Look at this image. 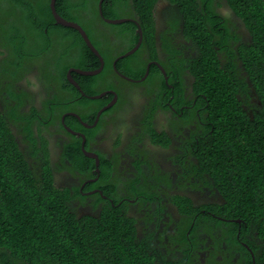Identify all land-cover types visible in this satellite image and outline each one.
Wrapping results in <instances>:
<instances>
[{
    "label": "flooded vegetation",
    "instance_id": "af4514ba",
    "mask_svg": "<svg viewBox=\"0 0 264 264\" xmlns=\"http://www.w3.org/2000/svg\"><path fill=\"white\" fill-rule=\"evenodd\" d=\"M47 1L50 17L43 13ZM50 2L0 0V52L4 59L7 53L18 59L20 66L16 71L22 76L13 82L14 89L8 95H0V111L28 165L32 168V164H37L36 160L43 166L50 164L52 181L56 179L54 183L57 187L67 188L70 183V187H73L68 188L70 192L80 194L77 200L69 202L71 210L79 217H99L104 208L109 207L107 210H121L125 216L134 218L137 235L140 236L135 242L140 253L139 264H145V258L151 264H264V240L255 231L254 225L246 226L243 221L231 220L235 232L229 235L228 228L212 223L214 226L210 230L207 222L200 218L196 226L191 223L185 233H181L179 225L185 227L183 220L191 212L181 215L173 198L174 195L185 198L195 207L223 202L222 199L218 200L221 193L214 183V187H203L200 184L202 181L194 176L199 168L196 151L188 144L187 150L179 148L182 142H178L174 136V129L180 130L184 138L188 136L184 118L191 119L192 112L186 114L189 108L192 109L191 104L196 107V124L201 114L205 117L203 106L198 103L200 100L190 91L193 89L191 70L174 66L176 53L180 57L189 50L181 35L186 27L195 30L205 27L218 38V44H224L214 48L218 57H223L224 51L229 49L233 54H238L241 47L249 49L252 43L255 44L248 29L251 25L245 23L250 8L233 11L230 6L233 1L229 0H154L151 8L154 43L149 45L152 50L144 47L145 55L141 56L142 48H138L127 56L129 58L120 69L116 67L120 61L117 57L111 61L112 71L118 79L130 85L124 87L112 74L104 73L103 55H100L103 67L98 68L101 65L100 58L83 38L82 34L96 49L100 45L107 49L110 47L107 39H112L111 28L99 20L95 21L96 16L90 12L93 1L55 0L54 13L79 27L73 28V33L57 22ZM121 4H124L122 0H110L105 13L111 16L123 14L120 11ZM103 20L116 21L122 18ZM128 21L134 27L130 31L137 38L126 50H114L113 55L130 51L138 42L136 16ZM260 25L264 27L263 20L258 27ZM8 30L12 33L10 37H7ZM32 34L38 37L36 42L39 44L33 49V45L28 42ZM128 34L129 31L125 30L119 35ZM121 40L125 41L123 38ZM31 43L35 41L31 40ZM220 48L224 51L219 52ZM99 49L103 50L101 47ZM86 51L98 59L97 67H94L95 60ZM103 52L107 53V50ZM144 57L150 59L144 70L148 75H137L146 61L142 59ZM230 62L237 69L234 81L237 98L245 97L246 85L250 88L246 92L250 96L249 108L246 105L242 107L251 116L260 107L258 92L251 86L249 77H246L240 57L236 56ZM1 65L11 63L2 62ZM98 69L99 73L89 76L73 71ZM101 74L103 77L99 79ZM79 76L86 78L79 80ZM103 78L106 81H100ZM171 78L172 83L169 81ZM161 83L167 87L166 91L162 89ZM56 96L62 99L57 101L54 99ZM59 103L62 109H58ZM32 108L37 112L30 117ZM43 130L46 137H43ZM153 132H157L159 137L167 133L164 143L152 140L159 138ZM31 138L37 142L40 139L47 142L46 155L37 152L32 155L29 152ZM73 155L83 157L86 164L77 166L72 161ZM189 160H192V167L183 170ZM143 162L158 166L155 167L157 180L151 182L152 190L140 188L132 198H122L123 193L114 195L104 190L110 187L113 191H126L130 188L129 184L138 188L144 180L141 177L153 175ZM102 165L104 169H100ZM139 167L144 168L143 174L139 172ZM164 173L168 175L161 179ZM106 176L109 181H106ZM203 176L211 182L210 176L206 173ZM137 177L139 182L131 181ZM152 194L155 197L148 198ZM124 203L126 205L123 207ZM203 211L200 209V212ZM207 214L220 218L212 211ZM229 236L233 243L228 242Z\"/></svg>",
    "mask_w": 264,
    "mask_h": 264
},
{
    "label": "trees",
    "instance_id": "16d2710c",
    "mask_svg": "<svg viewBox=\"0 0 264 264\" xmlns=\"http://www.w3.org/2000/svg\"><path fill=\"white\" fill-rule=\"evenodd\" d=\"M92 1L90 12L96 16L95 21H97L98 18L100 19L97 9L99 0ZM122 1L124 4H121L120 9L123 13L133 16V12L128 9L129 1ZM131 1L135 15H139L137 21L142 31L141 48L152 45L154 40L151 8L154 0ZM229 1H233L230 4L233 11H245L250 8L245 16L247 18L245 23L251 25L248 29L255 44L252 43L249 49L241 47L238 54H233L230 49L224 51L220 48L219 52L224 51L220 60L214 48L224 44L216 43L205 27L198 30L186 27L181 38L189 50L180 57L179 53H176V65L174 64L177 68L188 67L191 70L193 89L190 91L200 100L198 103L202 104V112L205 114L203 117L200 113L201 119L196 124V107L191 104L192 109L189 108L186 113L192 112L191 119L184 116L188 126V136L184 138L178 129H174V136L178 142H182L179 148L187 150L189 145L196 151L195 158L198 159L199 168L194 176L202 181L200 184H203V187H214V183L222 196H218V200L222 199L223 202L199 204L200 206L195 207L185 198L176 195L173 198L181 215L184 212H191L183 220L185 227L181 228L179 225L181 233H185L191 223L196 226L200 218H203L210 230L216 224L228 228L229 235H233L235 229L231 220H239L245 222L246 226L254 225L255 231L264 240V27L262 32H257L260 21L263 20L264 23V2L263 0ZM47 3L48 1L43 13L50 17ZM106 5L103 4V13L109 18L105 13ZM108 26L111 28L114 41L107 39V42L110 44L112 41L114 44L108 49L100 45L103 50H107V53L100 50V47H97V50L103 55L104 73L115 75L111 61L119 54L113 55L112 52L121 47L123 49L127 43V47H130L137 35H133L130 31L133 28L130 22ZM67 30L73 33V29L67 28ZM125 30H128L129 34L120 36L119 34ZM220 41L226 42L222 39ZM81 48L83 50V46ZM86 52L95 60L94 67H97L98 59L90 52ZM0 56L2 57L0 63H11L0 66V95L5 97L14 89L13 82L20 80L22 76L16 71L20 66L17 63L18 59H14L11 53H7L5 59L2 52ZM236 56L240 57L251 86H254L258 92L260 107L255 109L251 116L242 107L246 105L249 108L250 96L246 92H249L250 88L246 85L245 97L240 96L238 99L234 87L237 69L230 65V61ZM128 58L120 59L116 67L120 69ZM147 61L143 63V68L137 74L143 73ZM168 75L170 78V74ZM101 77L102 74L99 79ZM84 78L86 77L79 76V80ZM172 78L169 79L170 83ZM103 79L100 81H104ZM28 81L34 84L33 81L29 79ZM162 89L166 91L167 87L163 85ZM3 92L6 94L3 95ZM35 112L36 109L32 108L29 112L30 117ZM192 125L195 127L191 128ZM157 134L153 132L155 137H159ZM162 135L152 140L164 143L167 133ZM36 161L37 164H32V168L28 165L0 111V264H139L140 253L135 242L140 236L137 235L135 219L125 216L121 210H107L109 207L104 208L106 211L103 210L99 217H79L71 210L69 202L77 200L80 194L72 193L68 188L57 187L54 181H51L52 170L49 164L43 166L39 160ZM143 163L153 175L141 177L144 180L138 188L129 184L130 188L126 191H113L110 187L102 189L114 195L123 193L122 198L134 197L140 188L152 190L151 182L157 180L158 173H155V167L158 166L148 162ZM85 164L82 162L80 166ZM191 164L192 160H189L183 166V170L192 167ZM193 167L196 168L194 164ZM104 168V165L100 167V169ZM141 168L139 167V172L143 174L144 168ZM203 173L210 176L211 182L203 176ZM167 175L164 173L161 179L166 178ZM105 178L107 179V176ZM106 181H109V178ZM131 181L140 180L137 177L136 180ZM74 189L77 191V188ZM151 197L155 196L152 194L148 198ZM200 209L204 211L200 212ZM208 211L217 213L220 218L205 215ZM223 218L225 220H222ZM212 236L215 237V234L213 233ZM227 240L233 243L230 236ZM262 255L264 257V250ZM144 263L152 262L145 258Z\"/></svg>",
    "mask_w": 264,
    "mask_h": 264
},
{
    "label": "clouds",
    "instance_id": "9594fccd",
    "mask_svg": "<svg viewBox=\"0 0 264 264\" xmlns=\"http://www.w3.org/2000/svg\"><path fill=\"white\" fill-rule=\"evenodd\" d=\"M109 1H110V0H103V1H102V3H101V10L103 9V4H104V3L107 4ZM129 5H130V6H129L128 9H130V10L133 12V16H131V17H129V18H122V20H124V22H131V21H128V19H135V16H136L137 19H139V15H135L134 8H133L132 1H131V0L129 1ZM98 6H99V2H98V4H97V9H98ZM120 11H122V9H120ZM102 12H103V11H102ZM98 15L101 17L100 19L98 18V20L101 21V23H102L103 25H106V26H108V25H114V24H108V23H106V22L103 20V18H106V19H115L113 16L109 15V18H108V17H106V16L104 15V13H102V15H100L99 12H98ZM124 22H122V23H124ZM261 22H262V21H261ZM120 24H121V23H120ZM130 26L133 27V25H132L131 23H130ZM133 28H134V27H133ZM137 29H138V32H141V36H142V31H141V28H140L139 23H138V28H137ZM254 31H256V30H254ZM262 31H263V27L260 25V26H259V30H258L257 32H262ZM209 34L214 38V41L217 43V39H218V38L215 37V36H213V34H212L211 32H210ZM113 37H115V36H113ZM115 38H117V37H115ZM111 40L114 41L113 38H112ZM112 41L110 42V46H111L112 44H114V42H112ZM117 41H118V40H117ZM117 41H116V42H117ZM116 42H115V43H116ZM141 44H142V42H141ZM141 44H140V46H141ZM140 46H139V48H141ZM125 47H127V46H125ZM125 47H124L123 49H122V47H121V48H118V49H119V50H124V49H126ZM94 48L96 49V47H94ZM127 48H128V47H127ZM143 48H144V47H142L141 55L144 56V55H145V51L143 50ZM145 48L152 50V49L150 48V46H145ZM97 49H98V48H97ZM97 49H96V50H97ZM215 51H216V50H215ZM97 52L99 53V50H97ZM216 53H217V51H216ZM123 54H125V53H121V54H119V55L117 56V58H118L119 56L123 55ZM150 56H151V55H150ZM217 57H218V55H217ZM221 57H222V56H219L218 59L221 60ZM124 58H126V57H124ZM144 58H145V57H144ZM222 58H223V57H222ZM121 59H123V58H121ZM145 59H146V61H147V60H150V59H147V58H145ZM118 60H120V59H118ZM146 63H147V62H146ZM145 66H146V65H145ZM144 70H145V68H144ZM143 73H145V72L143 71ZM143 73H142V74H143ZM142 74H141V75H142ZM137 75H138V74H137ZM145 75H146V73H145ZM147 75H148V74H147ZM147 75H146V76H147ZM163 76H164V75H163ZM246 77H247V73H246ZM161 86H163V83H161ZM227 87H228V85H227ZM43 132H44V130H43ZM45 134H46V133L44 132V133H43V136H44ZM72 161H73V163H75L77 166H78V165L80 166V163H82V162H83V163H86V160H85L83 157H81V156H75V155H73V157H72ZM49 166H50V164H49ZM62 171H63V170H62ZM63 172H64V171H63ZM63 172H60V173H63ZM60 175H61V174H60ZM59 178H60V176H59L57 179H59ZM71 178H72V175H70V178H69V179H71ZM55 180H56V179H55ZM55 180H53V181H55ZM51 181H52V176H51ZM53 181H52V182H53ZM67 188H70V183L68 184Z\"/></svg>",
    "mask_w": 264,
    "mask_h": 264
},
{
    "label": "rangeland",
    "instance_id": "374dc122",
    "mask_svg": "<svg viewBox=\"0 0 264 264\" xmlns=\"http://www.w3.org/2000/svg\"><path fill=\"white\" fill-rule=\"evenodd\" d=\"M114 18H129V17H131V15L130 14H128V13H123V14H116V15H114L113 16ZM12 35V33H11V30H8L7 31V37H10ZM38 37L36 36V35H34V34H32L30 37H29V39H28V42L31 44V45H33L32 46V49L34 48V47H38L39 46V44L36 42V39H37ZM31 40H33V41H35V43H31ZM15 42H16V40H15ZM127 49V48H126ZM126 49H124V50H126ZM115 50V49H114ZM123 50V51H124ZM29 54L31 55V52H29ZM31 60V58L28 60V61H30ZM35 65H37V62H35ZM113 78L115 79V80H117L118 82H120L119 83V85L121 86V85H125L124 87H130V85L128 84V83H126V82H124L123 80H120V79H118L115 75H113ZM104 81H106L105 79H103ZM62 82H63V71H62ZM108 85H110V84H108ZM112 87H115L114 85H111ZM57 87H58V89H60L61 88V86L58 84L57 85ZM66 87H67V85H66ZM63 90H64V82H63ZM116 90V89H115ZM54 99H56L57 101H60L62 98L60 97V96H56ZM58 109H62V105L59 103L58 104ZM74 110H75V108H74ZM45 113H46V110H45ZM42 114H43V112H42ZM41 140H43V139H40V142H37V141H35V139L34 138H31L30 140H29V148H28V150H29V152L32 154V155H34V153H38V154H41V153H43V154H45L46 155V153H47V151H48V144H47V142L46 141H41ZM26 156V155H25ZM126 204L124 203L123 204V207L125 206Z\"/></svg>",
    "mask_w": 264,
    "mask_h": 264
},
{
    "label": "water",
    "instance_id": "95a60500",
    "mask_svg": "<svg viewBox=\"0 0 264 264\" xmlns=\"http://www.w3.org/2000/svg\"><path fill=\"white\" fill-rule=\"evenodd\" d=\"M102 1L103 0H100L99 1V6H98V12H99L100 15H102V10H101V3H102ZM54 3H55V0H51V2H50V8L52 9L53 13H54ZM54 17L56 18L57 22L59 24H61V25H64V27L66 26L67 28H72V29L73 28H76V29H79V27H77L76 25L64 21L59 16H57L55 13H54ZM105 22L108 23V24H119V23L124 22V20H117V21H115V20H105ZM82 35H83L84 40L86 41L87 46L95 53V55L98 57V59L100 58V63H101L100 68L102 69V67H103V61L102 60L103 59L101 58V56L99 55V53L97 52V50L94 49V47L88 42L86 36L84 34H82ZM141 42H142V36H141V32H139V38H138V42H137L136 46L133 49H131L130 51L126 52L125 54L119 56L118 59L127 57L130 54H132L133 52H135L139 48ZM73 71L74 72L76 71L80 75H85V76L96 75L97 73L100 72L99 69L96 70V71H81V70H73Z\"/></svg>",
    "mask_w": 264,
    "mask_h": 264
},
{
    "label": "bare ground",
    "instance_id": "6f19581e",
    "mask_svg": "<svg viewBox=\"0 0 264 264\" xmlns=\"http://www.w3.org/2000/svg\"><path fill=\"white\" fill-rule=\"evenodd\" d=\"M117 21V20H116ZM100 55V54H99ZM98 68H100V67H98Z\"/></svg>",
    "mask_w": 264,
    "mask_h": 264
}]
</instances>
